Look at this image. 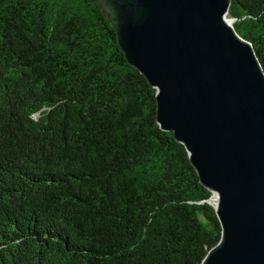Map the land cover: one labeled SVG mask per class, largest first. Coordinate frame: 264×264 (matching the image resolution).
Listing matches in <instances>:
<instances>
[{
	"label": "trees",
	"instance_id": "16d2710c",
	"mask_svg": "<svg viewBox=\"0 0 264 264\" xmlns=\"http://www.w3.org/2000/svg\"><path fill=\"white\" fill-rule=\"evenodd\" d=\"M264 68V0H231ZM97 0H0V264H201L214 196Z\"/></svg>",
	"mask_w": 264,
	"mask_h": 264
},
{
	"label": "water",
	"instance_id": "95a60500",
	"mask_svg": "<svg viewBox=\"0 0 264 264\" xmlns=\"http://www.w3.org/2000/svg\"><path fill=\"white\" fill-rule=\"evenodd\" d=\"M97 1L216 196L222 237L201 264H264V68L231 0Z\"/></svg>",
	"mask_w": 264,
	"mask_h": 264
},
{
	"label": "bare ground",
	"instance_id": "6f19581e",
	"mask_svg": "<svg viewBox=\"0 0 264 264\" xmlns=\"http://www.w3.org/2000/svg\"><path fill=\"white\" fill-rule=\"evenodd\" d=\"M213 203L217 204V203H216V196H214ZM215 204H214V205H215Z\"/></svg>",
	"mask_w": 264,
	"mask_h": 264
}]
</instances>
